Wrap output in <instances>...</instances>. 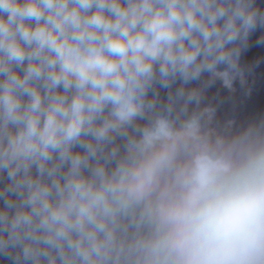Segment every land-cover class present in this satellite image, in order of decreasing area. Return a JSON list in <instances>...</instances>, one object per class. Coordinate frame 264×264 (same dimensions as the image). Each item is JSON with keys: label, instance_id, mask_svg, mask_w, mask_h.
Returning <instances> with one entry per match:
<instances>
[{"label": "clouds", "instance_id": "9594fccd", "mask_svg": "<svg viewBox=\"0 0 264 264\" xmlns=\"http://www.w3.org/2000/svg\"><path fill=\"white\" fill-rule=\"evenodd\" d=\"M257 29L256 0H0V260L264 264V120L202 106Z\"/></svg>", "mask_w": 264, "mask_h": 264}]
</instances>
